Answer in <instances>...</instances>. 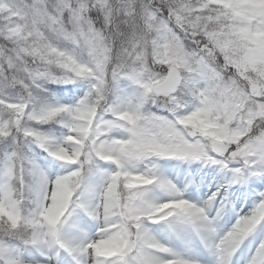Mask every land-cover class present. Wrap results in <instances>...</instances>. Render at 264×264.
Listing matches in <instances>:
<instances>
[{"label": "snow or ice", "instance_id": "snow-or-ice-1", "mask_svg": "<svg viewBox=\"0 0 264 264\" xmlns=\"http://www.w3.org/2000/svg\"><path fill=\"white\" fill-rule=\"evenodd\" d=\"M0 264H264V0H0Z\"/></svg>", "mask_w": 264, "mask_h": 264}]
</instances>
